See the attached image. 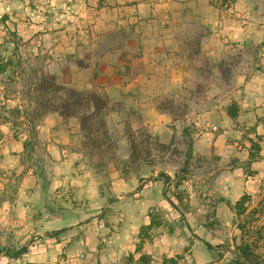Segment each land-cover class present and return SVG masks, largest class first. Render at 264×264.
I'll return each mask as SVG.
<instances>
[{
  "label": "rangeland",
  "instance_id": "1",
  "mask_svg": "<svg viewBox=\"0 0 264 264\" xmlns=\"http://www.w3.org/2000/svg\"><path fill=\"white\" fill-rule=\"evenodd\" d=\"M158 1L0 0V126L23 142L15 161L0 157V176L16 175L10 184L25 191L32 185L37 193L25 203L40 225L59 227L10 231L8 241L0 237V264H31L15 253L23 246L27 252L43 248L45 239L54 243L51 238L62 235L54 264L144 263L148 256L135 258V252L158 227H184L192 241L217 250L216 262L199 264H236L238 245L248 246L246 264H264V189L237 202L241 196L232 219L221 221L208 195L212 165L194 148L202 131L220 129L205 111L226 90L222 80H232L240 65L248 74L264 70V0H182L183 16L169 15L164 22ZM126 6L134 9L129 19ZM213 10L218 20L242 13L247 28L246 37L228 40L230 54L215 60L206 54L208 36L223 27L212 23ZM175 28L183 32L182 55L193 61L195 77L144 89L135 80L149 73L142 30ZM43 74L106 97L107 133L93 119L81 130L78 118L45 112L41 100L55 95L48 83L38 91ZM233 88L230 100H219L230 115L237 110ZM152 103L170 118L160 135L146 123ZM250 144L258 149L257 141ZM120 241L134 243V251L122 253ZM191 254L186 247L180 264H195Z\"/></svg>",
  "mask_w": 264,
  "mask_h": 264
},
{
  "label": "crops",
  "instance_id": "2",
  "mask_svg": "<svg viewBox=\"0 0 264 264\" xmlns=\"http://www.w3.org/2000/svg\"><path fill=\"white\" fill-rule=\"evenodd\" d=\"M172 2L174 7H170ZM156 6L161 15L160 22H164L163 19L169 15H174L176 18L183 16L182 0H160L156 2ZM119 7L118 5L117 8ZM133 10L129 6L125 7L124 12H126L127 19L134 15L132 14ZM117 12L118 9L112 10V13ZM236 15L240 18L231 19L229 16H221L218 20L214 10L210 13L212 23L214 25L222 24L221 27H223L209 33L210 44L206 48V54L212 60L230 54V45L227 44L230 38L241 39L247 36V28L242 24L244 20H241V16L244 15L242 13ZM141 34L146 39L144 40L143 55L144 60L145 57L147 58L146 62L148 63L145 67L149 73L143 74L141 79L138 77L135 80L142 82L141 85L144 89L145 87L153 88L156 85L157 87L179 86L185 78L195 77V74L191 72L195 69L192 65L193 61L182 55V52L184 53L182 31L176 28L158 31L145 29ZM262 62L264 63V57ZM188 63H190L189 66ZM244 70L245 67L240 65L239 72L234 74L232 80L227 79L226 84L222 80L221 85L222 87L226 85V90L223 88L222 96L218 98V102L205 111V116L210 119V122L220 127L219 131H202L194 141L196 152L206 156L208 164L212 165L208 173L211 176L208 195L215 198L213 208L221 221L232 219L234 215L232 205L241 196L256 197L264 189V70L263 72L257 70L256 73L249 74ZM231 85L234 86L233 96L237 99V110L234 115L228 114L226 107L221 108L219 103L220 99H222V103L225 102V97L230 100ZM135 97V102L142 101L137 96ZM146 110L152 115V120L150 118L146 121L149 130L160 135L161 131L166 129L164 123L170 120L168 114L158 112L153 103ZM146 110L145 112H147ZM0 134V157L5 162L15 161L23 151L22 139L14 137L5 126H0ZM252 141H257L258 149L256 151L250 147ZM251 153L254 155H250ZM15 178L16 175L0 176L1 240H12L10 231L19 229L33 231L39 228L43 230L59 228L49 227L48 223H45L44 226L40 225L39 219L32 213V208L30 209L31 205L28 206V203H25L27 200L31 201L35 198L37 190H33L32 185L28 191L24 190L25 187L13 186L10 183L14 182ZM29 179L31 177L26 176L25 181L29 182ZM145 224H150V221H146ZM157 232L148 241H144L142 248L135 252V258H138L142 253L148 256L146 262H137V264H161L164 257L180 254L189 246L192 250L190 256L194 259L195 264L206 260L216 262L217 250L206 249L198 239L192 241L184 227L180 229H159L158 227ZM51 239L54 243H48L50 239H45L47 246L26 251L20 260H27L31 264H54V256L58 247L64 246V235L58 240ZM66 240L69 241V239ZM119 245L122 253L134 251V243L132 244L131 241H120ZM106 264L119 263L114 259Z\"/></svg>",
  "mask_w": 264,
  "mask_h": 264
},
{
  "label": "trees",
  "instance_id": "3",
  "mask_svg": "<svg viewBox=\"0 0 264 264\" xmlns=\"http://www.w3.org/2000/svg\"><path fill=\"white\" fill-rule=\"evenodd\" d=\"M43 83H48L52 89L51 92L55 95L52 99L41 100L40 106L43 105L45 107V112H56L63 118L76 117L80 120L81 130L84 128L83 123L85 121L89 120V118L93 119L95 123L97 121L98 126L100 125L104 128V134L107 133L104 119L108 111V100L106 97L95 92H84L71 87H65L56 83L51 76L48 77L45 74L38 80L37 89L39 92H42ZM159 145L163 146L161 143ZM135 152V148L132 146L131 155L133 156ZM166 178L169 179V176L166 175ZM243 199L244 195L237 202ZM206 245L208 248H211L209 243L206 242ZM237 248L238 253L235 254L236 264H246L248 246L238 245ZM26 251L27 247L23 246L14 256L26 253ZM180 261L181 256L177 254L172 257H164L161 264H180Z\"/></svg>",
  "mask_w": 264,
  "mask_h": 264
}]
</instances>
